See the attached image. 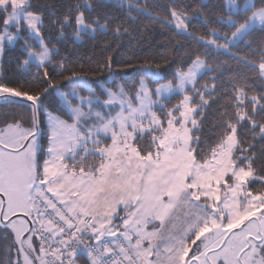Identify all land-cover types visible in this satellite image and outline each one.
Instances as JSON below:
<instances>
[{
  "label": "snow or ice",
  "instance_id": "obj_1",
  "mask_svg": "<svg viewBox=\"0 0 264 264\" xmlns=\"http://www.w3.org/2000/svg\"><path fill=\"white\" fill-rule=\"evenodd\" d=\"M62 7L0 0V61L15 50L17 72L31 76L0 75V264H264V91L247 83L264 82V0L214 10L199 0L191 12L173 0L163 15L138 0ZM140 16L167 27L177 46L195 45L187 67L155 88L157 57L133 65L105 41L85 70L55 60L60 50L43 34L78 43L111 33L118 43ZM200 17L205 30H190ZM242 45L259 56L240 55ZM222 55L239 69L230 87L217 83ZM129 68L143 74L134 94L101 84L102 100L89 84L88 72L114 80Z\"/></svg>",
  "mask_w": 264,
  "mask_h": 264
},
{
  "label": "trees",
  "instance_id": "obj_2",
  "mask_svg": "<svg viewBox=\"0 0 264 264\" xmlns=\"http://www.w3.org/2000/svg\"><path fill=\"white\" fill-rule=\"evenodd\" d=\"M241 1L243 0H240V2ZM45 2L61 4L63 6L61 10L63 11L68 6L77 2H83V0H34V3L37 4H43ZM138 2L142 6L146 4L149 11H151L154 15L157 13L163 15L168 13L169 7L173 3V0H138ZM175 2L189 6V11L191 12L192 7L198 3L199 0H175ZM205 2L208 4L210 10H214L213 6L221 3V0H205ZM113 13L123 18V13L120 12L119 9L114 8ZM133 15H135V13H133ZM129 25H131L130 21ZM190 30L204 31L203 17L194 18L191 21ZM43 34L50 46L55 44L60 50L59 55L54 57L55 60H59L62 56H65L68 58L66 61L67 63L75 61L77 68H79L80 65H84L85 70H87L89 66L95 68L96 62L101 59L100 53L102 45L105 41H112V47L117 48L116 56L119 60L127 61L133 65L142 63L146 58L151 59L153 57H157V62L161 63V79L155 83L149 80L148 83L152 88L156 87V83L162 84L172 79L178 68H186L187 64L191 61L185 56V52L189 48L195 47L192 42H185L183 40L182 43L185 46H177L176 39L173 38L172 33L168 30V28L162 27L159 23H153L148 16L138 17L135 25L131 26L130 32L119 37L118 43L116 39L112 37L111 33H108L107 35H98L95 41L85 40L78 43H74L71 36H69L67 39L59 40L57 39L56 33H50L48 30H45ZM256 43H258V41L253 43V49L256 47ZM108 52H111V49H109ZM108 52H105L104 56H107ZM161 54L167 55L169 57V62L167 64L159 61V56ZM16 55L17 52L15 50L6 52L1 61L0 75H2L6 81L11 79H31L30 75L17 72V61L15 59ZM240 55H248L249 59H252L258 57L259 53L252 52L249 48L242 45ZM129 57L131 59H128ZM218 59L221 62L229 61V63L224 65V68L227 69V71H224L223 76H220L219 73H216L218 76L217 83H220L222 80L225 87H230L227 77L232 74V72L239 71L236 61L230 60L228 56L223 55L218 57ZM113 70H118V65L115 63L113 64ZM35 71L36 69L33 68L32 72L34 73ZM87 75L91 88L95 90L97 95L101 96V99H105L106 94L101 95V84H103L104 87L112 88L113 90H115L118 86H122L126 91L132 92L134 94L136 88L139 86V81L143 74L137 72L135 68H129L120 70V74L117 75L114 80L108 79L107 70L103 72L97 70L94 75L91 72H88ZM209 75H211V73ZM208 82L211 83V81ZM247 83L250 86L252 92L264 91V82H261L251 75H249ZM63 90L68 91L69 88H65ZM219 91L220 89H218V92ZM81 94L89 95L90 93L87 89H84ZM45 103L48 104V101H45ZM173 103H175V98L173 99ZM58 104L59 101L56 99L53 104L48 106L50 110L55 111L56 107H58ZM217 107L218 104H214L212 109L209 110L207 118L208 123H210L213 119V110H215ZM3 111L4 109L0 108V114H2ZM57 114L62 115V113ZM41 119H44L43 114H41ZM205 131H207V128ZM258 146L259 141H257V147ZM43 148H47L46 137L44 138ZM254 186L258 187L259 185ZM6 258L7 254L3 248V242L0 241V261H4Z\"/></svg>",
  "mask_w": 264,
  "mask_h": 264
},
{
  "label": "built area",
  "instance_id": "obj_3",
  "mask_svg": "<svg viewBox=\"0 0 264 264\" xmlns=\"http://www.w3.org/2000/svg\"><path fill=\"white\" fill-rule=\"evenodd\" d=\"M79 264H86V258H82V259L79 261Z\"/></svg>",
  "mask_w": 264,
  "mask_h": 264
},
{
  "label": "rangeland",
  "instance_id": "obj_4",
  "mask_svg": "<svg viewBox=\"0 0 264 264\" xmlns=\"http://www.w3.org/2000/svg\"><path fill=\"white\" fill-rule=\"evenodd\" d=\"M241 2H243V1H241ZM0 73H1V61H0ZM37 247H38V244H37ZM13 258H14V254H13Z\"/></svg>",
  "mask_w": 264,
  "mask_h": 264
}]
</instances>
